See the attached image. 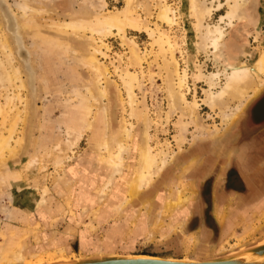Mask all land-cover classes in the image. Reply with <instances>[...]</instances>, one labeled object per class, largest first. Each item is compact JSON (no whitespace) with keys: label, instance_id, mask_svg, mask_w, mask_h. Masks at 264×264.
<instances>
[{"label":"rangeland","instance_id":"rangeland-1","mask_svg":"<svg viewBox=\"0 0 264 264\" xmlns=\"http://www.w3.org/2000/svg\"><path fill=\"white\" fill-rule=\"evenodd\" d=\"M17 1L23 3V0H0V35L8 38L7 49H11L16 59L14 65H21L26 85L22 89L10 88L8 92L0 89V106L6 93V96H15L19 91L23 100L15 99L9 107L3 104L2 107L12 111L7 110L6 120L0 116V135H9L6 129L11 118L24 109L20 114L24 121L21 117L15 131L20 135L14 133L10 141L17 152L10 156L6 151V159L0 158L1 257L20 252L25 260L19 264H51L62 259L97 257L101 251L110 256L200 260L218 258L264 242L262 208L254 213L256 221L250 230L234 223L245 215L244 211H237L244 208L241 200L262 202L264 189L249 199L238 179L227 182L229 176L233 178V167L226 168L229 160L237 161L241 156L244 142L239 140L246 138L242 124L249 107L264 97V88L234 124L226 125L217 110L212 111L201 103L206 85L193 76L197 65L204 63L203 70L213 72L215 64L196 49L197 32L193 24L196 21L191 15L190 0H160L172 8L171 17L175 15L172 25L158 19L159 0H136L135 17H140L142 30L126 29L133 43L123 42L116 35L100 38L88 30H58L57 24L75 16L91 17L90 6L84 0H29L30 5L42 8L48 15L33 13L35 18L39 17L38 27L23 29L21 15L24 13L17 8ZM103 1L106 12L117 11L125 5V0ZM220 2L223 6L208 19L211 24L227 12L226 0ZM258 9L259 31L248 28L251 35L247 36L249 45L245 49L250 52L261 50L264 43V0H259ZM6 14L17 23L15 36L8 31ZM148 32H154V37L162 40L156 42ZM227 32L230 37L233 35L231 29ZM18 39L29 57L27 66L18 56ZM100 39L107 45L101 50L106 57L98 55V58L108 68L110 78L108 83L105 79L101 81L107 97L97 99L91 108L93 100H88L87 89L97 94L96 73L76 59L89 57L94 43L101 45L97 43ZM239 53L240 60L245 61L242 50ZM128 70L137 76L133 91L141 113L139 119L132 120L135 129L126 161L127 171L122 179L115 180L110 190L104 191L111 169L98 160L101 140L92 138L93 131L98 130L102 135L107 130L104 108L109 112L117 110L116 119H110L109 123L110 133L117 138L129 122V100L120 77ZM184 70L188 88L184 87L182 93L188 102L199 104L194 115L186 109L175 87L178 73ZM258 86L252 85L247 95ZM172 88L176 96L174 108L170 97ZM237 103L232 101L230 105L233 108ZM88 122H92L93 129L88 128ZM145 130L153 152L166 150L174 159L152 188L126 203L128 182L136 171L138 147ZM17 136L22 138L19 147L12 142ZM258 137L262 142L264 127ZM260 146L254 147L255 151L252 149L257 161L248 167L250 170L264 171V147ZM244 152L246 160L251 153L246 149ZM195 157L202 158V163L197 159L192 161ZM228 185L240 188V194L231 196ZM180 190L191 193L193 198L182 207L167 210V202L175 200ZM42 198L44 204L32 206ZM232 198L239 200L231 202ZM120 206L123 207L118 211ZM215 210L219 221H215ZM85 243L88 244L84 246Z\"/></svg>","mask_w":264,"mask_h":264},{"label":"bare ground","instance_id":"bare-ground-1","mask_svg":"<svg viewBox=\"0 0 264 264\" xmlns=\"http://www.w3.org/2000/svg\"><path fill=\"white\" fill-rule=\"evenodd\" d=\"M28 1L29 0H23V3L21 4L19 3V1L15 2L17 4L19 3L18 6L19 5L20 6L19 7L17 6V8L23 11L22 13H24V14L21 13L22 20H23V22L21 23V28L23 29H30V28L38 27L37 23H40L39 17L38 18L36 17L38 19V22H37L36 18L34 17L35 15H33V13L35 14V13L40 12L42 13V15H43V12L45 14L47 13L42 8H39L42 10V12L39 11V9H37L35 5L34 6L30 5ZM83 2L89 4L90 10H91V14H90L91 17L75 16L71 20L63 21L59 24H57V22L55 21L56 22L55 25L56 24L58 25L57 26L59 28L58 30H61V31L71 30L72 32H75V31L81 32V31L88 30L91 33H95L99 35L100 38L107 37L108 35H116L123 42H127V43L129 42L133 43V41L129 39V37H127L126 35L127 28H131L135 31L142 30V22H141V19L139 20L140 17L139 16H138L139 18L135 17L136 0H125V5L121 9H118L117 11H113V12L112 11L106 12V8H105L106 3L103 0H84ZM216 3H218V5H216ZM166 4H164L163 2L160 5L158 19H160L162 22H165L168 25H172L175 22L174 20L175 15L173 16V18L171 17V13L173 14V11L171 10L172 8H170V6ZM189 4H190V10L192 12L191 15L194 16L195 21H196L193 23L195 24L194 25L196 29L195 33L197 32V35H196L197 37L195 36V38H197V41L195 42L196 49L199 53H202L205 55L207 61L212 60L215 64L214 65L215 71L213 72H205V70H203L204 63L197 65V69H196L197 73L193 76V78L195 80L204 82L206 85V88L203 89L204 98L201 99L200 101L203 105H206L207 107H209L210 110L212 111L217 110L219 116L221 117V119L226 125L234 124L236 120L243 115V113L245 112V109L248 107V104L252 101V99L256 98L260 94L261 92L260 89L264 88V43H262L263 45L262 49L255 50L256 52H250L247 50V48L245 49V47L249 45V42H248L249 37L247 36H249V34L251 35V31H249L248 28L253 27L257 30V32L259 31V22H258L259 21L258 19L259 0H226V3H225L227 6L226 14L222 15L220 19L214 24L209 23L208 19L212 17L213 12L216 9H219L223 6L220 0H210V1L209 0H190ZM28 10L30 11V14ZM23 16H27L28 18L26 17L24 18ZM5 20L8 23V27H9L8 31L14 36L17 35L16 34L18 30L17 23H15V21H13L12 18L9 17L7 14L5 16ZM50 20L52 21V19ZM228 29H231V33H233L231 37L229 36L230 32H227ZM148 33H149V36L151 38H154L156 42L158 41L160 42L162 40V37L158 39L155 38L154 32H148ZM254 40L255 42H257L258 37L256 36ZM95 41L97 40L94 39V42ZM97 43H101V45H95L96 43H94V45L92 46V53L91 55L89 54L90 55L89 57L87 58L84 57L79 60L76 59V61L83 62L86 66L88 65L86 68L90 67L88 69H93L94 72L96 73L95 76L97 79H96L95 84L98 89L97 94H94L91 90H89V88L87 89L86 86H85L86 88H84L85 90L86 89L88 90V91L86 90L89 93L88 100L90 99L91 101L92 100L95 101V102L92 101V103H90V105L92 104L91 108L93 106V103H95L96 105L97 99H100V98L103 99L107 97L106 87L102 86L101 81H104L105 79L106 83H108L109 78H110L108 75V71H107L108 68L107 67L105 68L103 62H100L98 58V55H101V56L105 55L101 50H102V47H105V46L107 47V45L103 42V39H100L99 42ZM17 44L20 47L18 50V56L21 58L22 63L27 66L29 57H27V53L22 49L23 46H21V42L19 39L17 41ZM161 44L164 45V43L162 42ZM169 45H170L169 49H171V43H169ZM7 48H9L8 38L5 36H2L1 34L0 35V89H4L8 92V89L10 88L11 89L12 88L22 89V88H25L26 85H25L24 80L22 79L23 72H21L22 70L20 68L21 65H19L20 67L16 66V64L14 65V61L16 59L15 57L12 56L11 49H9L8 51ZM241 50L244 56H246L245 61L240 60L241 54L239 53V51L241 52ZM128 60L130 61L129 58ZM176 70L178 72V69H175V71ZM182 73H178L177 75L178 82L176 83L175 87L176 89H179L177 90L178 93L180 94L179 98L184 103V105L187 106L186 109L191 112V115H194L195 110L199 104L197 102H193V103L188 102V100L186 99V95L182 93L183 88L187 87V72L184 70V72ZM120 77L127 90V95H128L127 97L129 100L128 104L130 106L129 122H127V124L123 126L120 136L117 138V136L110 133L109 131L110 119L112 121L116 119L117 110H114V111L111 110L109 112L107 108H104L103 113H104L105 123H106L105 127H107V130H105L102 133V135L99 133L98 130H94L93 137H92L96 141H98L99 138L101 140L100 146H99L100 159L98 160H100L104 164L106 163V165L111 169L110 170L111 173L104 187V191L110 190V187L113 186L115 180L122 179L124 172L127 171L126 161H127V157L130 155V148H131L130 142L133 138V133L135 129V126L132 120L139 119L140 113H141L137 106L135 93L133 91L135 83L137 82V76L133 72H130L128 70V72H124ZM256 83L259 86L253 90L254 97L250 99L251 96H248L247 93L252 87V85L254 84L256 85ZM172 89L173 90L170 93V97L172 100L171 105L174 108L175 107L174 100L176 99L175 98L176 96H175L174 88ZM6 94L4 95L5 97H3L4 103H5L3 104L6 107H9V105H11V103L13 102V100L15 101V99H17L18 101L22 100L20 97L21 95H19V91L18 93L17 92L15 93L16 94L15 96H6ZM77 94H79V92ZM113 100H115V98ZM232 101H238V103L235 104L236 106H234L233 108L230 105ZM245 101L247 102V104ZM19 104H17V106ZM2 106H0V116L2 119L4 118L6 120L7 118L6 116H8L7 110H9V108H7L6 110V108ZM116 108L118 107L116 106ZM20 110L18 112L16 111L17 114L15 115V117H13V119L10 117L11 121L10 123L8 122L9 125L7 126L8 128L6 129L9 135H7V137L3 136L4 134L0 135V158L2 159L1 161L6 159V157L4 156L6 155L5 154L6 151H7L6 153H8V155L10 156L14 151H16L14 150V148L16 147H14V145L12 146L10 141L14 138L13 135L15 136L16 134H18L15 131H16V126L19 123L18 121H20L21 117L23 118L21 121L22 122L24 121V117L23 116L20 117V114L24 109H22L21 112ZM9 111H12V110H9ZM12 116H14V114H12ZM5 120H3L4 123L6 122ZM91 123L88 124L89 129H93ZM18 131L19 130H17V132ZM20 131L22 133V130ZM21 139L22 138L18 137L17 140L14 139L12 142L15 141V145L17 146L21 143L22 141ZM142 140L143 142L138 147V158H137V163H136V171L133 173L132 180L128 182V186H127L128 187L127 189L128 197H127L126 203H130L134 198L138 197L140 193H142L143 191L149 188H152L153 185L157 182V180L162 175V172L164 171V169L174 159V156H171L166 150H161L158 153L153 152L152 147L149 142V134L146 130L142 132ZM244 151L245 149L241 151V156H240L241 159L245 158ZM191 198H193V195H191V193L188 194L180 190L178 191L177 198L175 200H170L167 202L168 203L167 210H171V209L173 210L175 208L177 209L179 207H182ZM42 204H44V198H42L41 200L34 201L32 206L38 207ZM122 207L123 206H120L119 208H117V210L120 211ZM149 236L152 237V233ZM87 244L88 243H85L83 245L86 246ZM104 255L105 253L103 252L101 253L100 251L97 257H101ZM127 256H128L127 259H151V257L147 255H127ZM236 256H237L236 258H238L239 261L243 263L264 264V252L257 253V252H253L252 250L243 248L236 252ZM159 259H162V258H159ZM163 259L168 260V261H176L175 259H165V258ZM24 260H25V257L20 252L4 255L0 258V262L6 261L9 264H19V263H22ZM186 261L188 260H184V261L180 260L179 262H186ZM189 261L196 262L197 260L194 259V260H189ZM72 262H74V260L62 259L60 261H57L56 263L52 262L51 264H72ZM29 264H33V263H29ZM37 264H41V263H37Z\"/></svg>","mask_w":264,"mask_h":264},{"label":"crops","instance_id":"crops-1","mask_svg":"<svg viewBox=\"0 0 264 264\" xmlns=\"http://www.w3.org/2000/svg\"><path fill=\"white\" fill-rule=\"evenodd\" d=\"M248 96H251L250 99L254 97L253 90H252V94H248ZM245 147H246V150H248L249 146L247 145ZM239 158L237 159V161L229 160L226 168H229V166L233 167V178H230L231 176H229V178H227V182L229 181L231 183L232 182L234 183V179H238L239 182L242 184L240 187L242 188V186H243L246 188V191L248 193L247 197L250 199L254 195H257L258 193H260L259 191H262V189H264V187H263L264 171L262 169H258V168L255 170H250L247 166L246 160L241 159L240 156H239ZM195 159L198 160L199 164L202 163L200 161H203L202 158H199V157L193 158L192 161H194ZM227 184H229V183H227ZM228 188H229L231 196L234 194H236V195L240 194L239 193L240 188H238L237 186H233V185L231 186L230 185ZM241 194H242V196L244 195L243 193H241ZM235 200H239V199H233L232 198L231 202H233ZM262 202H255L252 199H250L248 201H242L241 200L240 204L244 208H241V210H237V211H244L245 215L242 216V218H240L236 222L234 221V223L236 224V225L235 224L234 225L238 226V224H239V225H241L242 228L250 230L256 221V217H255L254 213L257 210H260V208H262L264 210V200ZM263 210H262V212H263ZM220 214H221V212H220ZM230 220H233V218H231ZM215 221H219V218L217 217V214H216V210H215ZM208 234L210 235V232Z\"/></svg>","mask_w":264,"mask_h":264},{"label":"water","instance_id":"water-1","mask_svg":"<svg viewBox=\"0 0 264 264\" xmlns=\"http://www.w3.org/2000/svg\"><path fill=\"white\" fill-rule=\"evenodd\" d=\"M245 249L253 252L263 253L264 242H258L254 245L248 246ZM237 252V251H236ZM236 252L227 253L218 258L200 259L196 262H190L189 259H175L176 261H168L159 259L160 257L150 256L151 259H127L128 256H108L90 257L87 259L74 260L72 264H257V263H243L236 258ZM148 256V255H147ZM180 260H188L186 262H179Z\"/></svg>","mask_w":264,"mask_h":264},{"label":"flooded vegetation","instance_id":"flooded-vegetation-1","mask_svg":"<svg viewBox=\"0 0 264 264\" xmlns=\"http://www.w3.org/2000/svg\"><path fill=\"white\" fill-rule=\"evenodd\" d=\"M243 126V136H245V140H239L240 142H244L242 145V149H246L245 146H249L248 152H250V156L246 158L247 166H251L256 163V152L254 147L261 148L264 147V139L261 142V139L258 137V133L264 127V97L257 101V103L253 104L247 110V118L245 119ZM261 143V144H260ZM252 147V148H251ZM254 149V151L252 150Z\"/></svg>","mask_w":264,"mask_h":264}]
</instances>
